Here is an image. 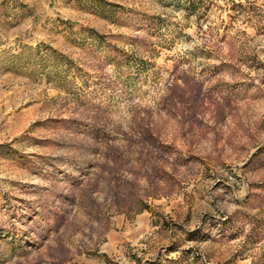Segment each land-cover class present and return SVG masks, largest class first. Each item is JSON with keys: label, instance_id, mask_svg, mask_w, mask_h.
Here are the masks:
<instances>
[{"label": "rangeland", "instance_id": "374dc122", "mask_svg": "<svg viewBox=\"0 0 264 264\" xmlns=\"http://www.w3.org/2000/svg\"><path fill=\"white\" fill-rule=\"evenodd\" d=\"M0 264H264V0H0Z\"/></svg>", "mask_w": 264, "mask_h": 264}, {"label": "trees", "instance_id": "16d2710c", "mask_svg": "<svg viewBox=\"0 0 264 264\" xmlns=\"http://www.w3.org/2000/svg\"><path fill=\"white\" fill-rule=\"evenodd\" d=\"M22 47L26 48L28 50H33V51L36 50L35 48H31L29 46H22ZM20 56H23L21 51L18 54H16V55H12L13 58H20ZM40 61H41V59H40ZM143 207L146 208L147 206L144 205ZM140 210H142V209H139L138 211H140Z\"/></svg>", "mask_w": 264, "mask_h": 264}]
</instances>
